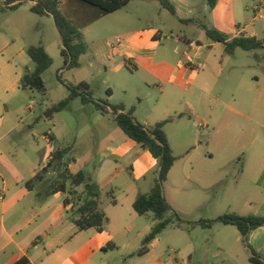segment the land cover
Instances as JSON below:
<instances>
[{
    "label": "crops",
    "instance_id": "obj_1",
    "mask_svg": "<svg viewBox=\"0 0 264 264\" xmlns=\"http://www.w3.org/2000/svg\"><path fill=\"white\" fill-rule=\"evenodd\" d=\"M0 1L4 5L6 0ZM187 1L192 0H171L176 16L200 25L199 20L188 16L193 14L192 9L184 11L188 7L182 3ZM35 2L27 0L15 11L0 12L8 16L2 25H7L12 32L1 50L0 131L3 126L8 127L10 121L5 123L4 118L11 113V108L20 105L21 98L30 92L20 88L24 74L34 69L27 48L42 45L49 55L50 49L56 48L61 56L62 41L54 20L32 13ZM132 2L134 0L130 4ZM221 2L223 0H217L212 10ZM203 8L208 9L209 5ZM62 11L73 24L76 19L77 27L90 44L86 34L89 26H85L86 22L80 17L86 13L92 18L96 11L74 0H63ZM245 17L244 27L238 20L234 34H225L229 40L242 35L259 37L252 24L255 19ZM47 30L52 34H46ZM122 35L124 40H117L121 45H115L111 51V72L118 75L125 71L127 79L140 72L149 90L147 97H152L154 87H158L166 102L164 109H174L175 117L168 119V123L188 120L191 128L190 134L180 133L178 146L165 128L177 157L164 185L168 203L184 220L191 222L215 219L230 212L264 217V70L253 72L252 65L238 58L241 49L227 53L225 45L210 40L203 28L196 38L183 39L185 60L170 67L155 60L162 46L163 32L135 30ZM92 44L95 41L92 40ZM89 51L81 57L80 68L93 65ZM247 52L256 57L258 70L262 68L257 52ZM91 54L95 52L91 50ZM198 64L201 67L194 69ZM128 82L120 84L125 95L129 93ZM162 84L167 88H162ZM108 90L111 94L106 93V100L111 103L115 90L112 87L106 92ZM159 101L146 118L140 116L142 98L135 104L128 100L119 103L127 110L133 108L138 121L150 126L163 121L159 120L157 111ZM102 115L111 116L115 122L112 114ZM18 125L20 123L15 127ZM55 129L56 125L53 131L48 130L44 148H31V156L27 155L24 144L7 139L14 127L8 128L4 136L0 134V264H14L23 257L31 264H184V258L189 260L188 264H253L239 230L223 224L211 229L195 227L189 232L175 227L178 231L171 243L163 239L164 231L151 243L148 253L136 255L155 220L152 214L139 215L134 203L140 195L151 191L158 162L120 128L121 133L111 132L112 139L100 152V164L96 166L94 160L89 163L88 179L101 191L99 209L106 215L107 222L101 231L79 230L74 221L78 217L77 209L86 199L84 186L69 187L66 192L56 194L49 190L54 179L45 178L27 186L52 160L56 150L68 148L63 163L70 171L78 167V159L68 158L78 141L77 136L74 147L63 146ZM128 162H132L129 169ZM79 171L82 169L77 168L73 173ZM51 172L57 176V169H51L49 174ZM38 182L43 183L40 189L36 186ZM112 198L115 204L111 203ZM198 229L203 233L195 234ZM249 243L264 258V227L250 234ZM168 246L173 247L170 255Z\"/></svg>",
    "mask_w": 264,
    "mask_h": 264
},
{
    "label": "rangeland",
    "instance_id": "obj_2",
    "mask_svg": "<svg viewBox=\"0 0 264 264\" xmlns=\"http://www.w3.org/2000/svg\"><path fill=\"white\" fill-rule=\"evenodd\" d=\"M182 4L188 7L184 11H187L189 8L193 10V14L188 15L190 18L197 19L200 24L218 29L227 35L234 34L237 30L238 23L236 21L238 20H240L242 27H244L246 25L245 15H248L249 18L255 19L252 24L259 32L258 38L260 40L264 39V19L260 18L254 11V0H223L216 10H212L210 6L208 9L203 8V5H209V1L207 0H192ZM236 4L238 5V9H236ZM3 6L0 1V8ZM247 7L250 10H247ZM237 10L240 14H236ZM0 12L3 13L1 10ZM89 15L84 13L82 15L83 19L82 17L80 19L89 23L91 19ZM7 17L5 14H0V69L2 63L1 50H3V47L11 38L12 33L10 28H7V25H2ZM74 25L78 26L76 19ZM88 26L86 34L90 43L89 55L91 56L93 65L71 71L63 70V59L57 49H50L53 63L43 75L47 94L43 96L36 91H30L29 94L21 98L20 105L13 106L11 113L4 118L5 123L10 121L8 127L6 125L3 126L0 131L1 136H4L8 128L14 127V130L6 136L8 137L7 139H15L17 140L16 142L24 144L23 148L28 150L27 155L31 156L33 155L31 148L35 149L34 147L37 146L44 148L46 146V140H44L46 134L48 130L53 131L56 125L55 130L61 143L64 144L63 146L74 147L76 140L74 138L77 136L78 141L68 158L74 157L78 159V167L72 168L71 171L76 172L77 168H81L87 175L90 170L89 163L91 160H94L96 166L100 164V152L106 146L107 141L112 139L110 137L111 132L118 131L121 133V130L111 116L102 115L93 105L84 106L80 99H76L70 103L61 112L55 113L52 118L49 117L47 112L52 106L57 105L69 96V90L66 85L75 86L81 81H86L91 84L96 100H106V90L112 87L115 90V96L111 103L114 104L124 100H128L130 104H135L139 98H142L141 118H146L151 107L157 104V100L160 99L157 108L159 120L172 119L175 117V111L174 109H164L166 102L158 87H154L156 90L153 92L152 97H147L149 90L144 85L140 72H137L133 76H128V79L125 76L127 74L125 71L118 75L111 72L109 61L113 58L111 56V51L114 50L112 45L120 46L121 44H118L117 40L121 39L123 41L125 37L122 34L129 31L160 30L163 32L162 46L158 50L155 60H160L164 66L170 67L176 65L179 60H185V44L183 43V39L186 37L196 38L200 29H202L198 23L183 22L177 16L172 15L169 10L162 7L160 2L155 0H134V2L117 14H110L89 23ZM46 34L50 35L52 32L47 30ZM92 40L95 41L94 45H91ZM176 49H178L177 52L175 51ZM91 50L95 52V55L91 54ZM256 52L262 61V68H259V70L254 54L239 50L238 58L244 63L252 65L253 72L258 71L261 73L264 70V49L257 50ZM127 80H129V89H127L129 93L125 95L124 89L120 84L125 83ZM162 88L166 89L167 87L162 84ZM21 99L19 98V100ZM16 107H19V109L15 110ZM17 123H20V125L15 127ZM165 128L171 134L176 146L181 142L180 133L184 131L190 134L191 130L188 120H173ZM130 164L132 162L126 163L128 169L131 166ZM158 168L159 165L153 171L155 175ZM56 177V173L51 172L47 175L46 179L52 181ZM42 185L43 183L41 182L36 183L37 189H40ZM177 231L175 227H170L162 237L167 243H171ZM196 233H203V230L198 229ZM161 248L162 246L157 248V250L159 251ZM172 248V246H168L167 248L169 255V251ZM182 262L188 264L189 260L184 258Z\"/></svg>",
    "mask_w": 264,
    "mask_h": 264
},
{
    "label": "trees",
    "instance_id": "obj_3",
    "mask_svg": "<svg viewBox=\"0 0 264 264\" xmlns=\"http://www.w3.org/2000/svg\"><path fill=\"white\" fill-rule=\"evenodd\" d=\"M88 7L93 8L96 12L89 20V23L97 21L102 17L122 10L130 4L132 0H74ZM209 6L213 9L217 0H208ZM27 0H6L4 6L1 7L2 12L15 11ZM162 7L170 11L176 16V8L171 0H159ZM63 0H36L31 7V12L38 16H50L61 37V57L63 59V70H74L81 67V57L88 53L90 47L86 42L83 32L63 13ZM183 22H193L187 20ZM89 23H86L87 26ZM205 30L207 37L214 41L223 43L226 51L233 54L237 49L244 51H257L264 49V39L260 40L256 36H238L229 40V37L215 28H209L200 24ZM26 53L34 63V69L27 71L20 81V88L23 90L36 91L45 96L47 89L43 80L44 73L52 66L53 60L42 45L30 46ZM61 80L60 77H58ZM69 90V96L52 106L47 112L49 117L55 113L64 110L71 101L79 98L84 105L93 104L102 114H112L117 126L125 133L127 137L134 140L143 149L149 151L157 160L159 170L154 179L151 191L147 194L140 195L135 203L134 209L139 215L152 214L155 220L150 233L144 238L142 247L137 251L136 255L143 256L148 253L151 243L156 240L164 231L174 226L186 231H191L195 227L203 229H211L216 224L235 226L241 236L245 248L250 254V261L253 264H264V259L256 253L249 243L250 234L261 227H264V217L256 215H239L236 213H225L215 219L201 220L197 222L186 221L177 213L168 203L164 194V185L168 179V175L177 161L165 126L170 120L159 121L153 125L146 126L138 121L134 114V109H126L123 103L111 104L108 100H96L93 90L87 82H81L78 85H66ZM108 95L111 91L106 92ZM69 149L63 148L53 153L52 160L44 166L37 175L27 183L29 186L35 181L44 180L51 169H57V177L50 183L49 190L51 194L58 192H66L69 187L84 186L86 199L84 203L77 209L78 217L75 224L79 230H88L95 228L103 230L107 218L99 209L101 191L96 183L89 181L88 175L83 171L73 173L63 163L64 158L68 154ZM68 201H66V204ZM112 204L116 201L112 198ZM14 264H31L27 257H23Z\"/></svg>",
    "mask_w": 264,
    "mask_h": 264
},
{
    "label": "built area",
    "instance_id": "obj_4",
    "mask_svg": "<svg viewBox=\"0 0 264 264\" xmlns=\"http://www.w3.org/2000/svg\"><path fill=\"white\" fill-rule=\"evenodd\" d=\"M254 11L258 14L260 18H264V0H254ZM113 47L115 45H112ZM201 67L199 64L193 66L194 69Z\"/></svg>",
    "mask_w": 264,
    "mask_h": 264
}]
</instances>
